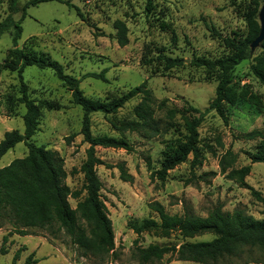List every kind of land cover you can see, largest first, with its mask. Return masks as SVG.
<instances>
[{"label":"rangeland","instance_id":"1","mask_svg":"<svg viewBox=\"0 0 264 264\" xmlns=\"http://www.w3.org/2000/svg\"><path fill=\"white\" fill-rule=\"evenodd\" d=\"M28 1L19 0L20 11L13 14L23 27L18 47L58 60L66 73L81 79L80 87L87 97L103 101L117 98L146 80L154 96L159 101L166 99L170 107L183 109L189 105L203 111L215 98L218 81L215 72L193 66L191 60L224 54L222 37L238 33L246 35L250 29V22L246 19L249 0H152L154 9L148 14L145 10L147 0H50L30 6L24 14L22 8ZM65 1L79 6L86 20H82ZM8 14V0H0V21ZM116 20H123L128 27L129 43L124 47L115 38ZM12 48V31H9L0 38V140L6 131L24 132L26 108L19 102L17 72L4 67ZM161 52L183 58L184 65L165 71L156 59ZM262 52L261 44L251 47V56L235 68L234 80L226 89L222 103L228 121L215 110L208 112L202 121L199 127L201 165L193 168L194 157L191 155L169 171L166 181L152 177V171L161 167L164 141L186 133L185 119L180 114L175 119L176 130L169 134L151 140L136 134L127 135L134 147L131 152L96 148L97 155L111 165L97 167L116 243L115 254L104 264H141L136 256L137 246L147 247L153 243L179 245L214 238L210 233L187 238L177 232L168 237L156 231L137 235L128 227V222L131 219H158L157 213L150 208L153 202L164 205L172 215L187 210L198 216H207L214 206L221 204L224 211L243 208L253 217L264 220V203L251 189L264 197V163H252L248 154L255 150L258 140L239 138L242 133L255 129L264 132V85L252 71L255 57ZM105 69L106 80L87 76ZM24 78L32 98L39 104L47 100L54 106L48 110L40 105L39 130L31 140L63 158L68 173L65 182L72 190L81 189L84 175L80 167L89 147L80 133L82 109L72 102L71 90L52 70L30 66L25 69ZM139 101L140 98L130 100L112 115L93 113L92 134L118 136L112 121L133 118ZM158 116L164 117L163 111L158 112ZM228 150L237 155L235 168L252 166L246 177L249 187H241L220 173V160ZM27 153L25 143H18L2 157L0 168ZM147 157L152 163L151 170L147 166ZM119 165H124L133 175L132 180L121 179ZM211 172L216 174L211 175ZM205 173L209 175L205 176ZM69 201L72 207H76V199L70 198ZM29 233L19 235L9 224L0 227V264H25L33 252L37 260L33 264H100L97 259L82 256L64 233L58 238L39 228H30ZM17 251L20 257L14 262ZM150 264L201 263L166 255L160 262ZM220 264H264V254L246 247Z\"/></svg>","mask_w":264,"mask_h":264},{"label":"trees","instance_id":"2","mask_svg":"<svg viewBox=\"0 0 264 264\" xmlns=\"http://www.w3.org/2000/svg\"><path fill=\"white\" fill-rule=\"evenodd\" d=\"M45 1L50 0H29L22 11L25 14L30 6ZM8 2L9 14L0 21V38L4 33L12 31L13 48L4 67L17 72L20 84L19 102L24 104L26 111L23 115L24 132L9 130L0 140V160L21 142L27 146L28 153L25 157L16 158L0 168V227L9 224L15 233L23 236L30 234V228L47 230L54 238L64 233L77 246L82 256L92 257L100 264H104L115 254L116 243L113 221L102 197L103 182L98 175L97 167L104 164L107 167L111 165L106 164L97 155L96 148L101 146L131 152L134 147L127 135L136 134L143 139L151 140L169 134L172 130H176L175 119L180 114L185 119L186 133L182 137L164 141L161 167L152 171V177L166 181L169 171L185 162L191 155L194 157L192 167L201 165L203 157L199 145V127L211 110H215L226 122L228 121L222 110L226 89L234 80L235 68L251 56V44L260 32L259 12L264 0L248 1L246 19L250 22L249 32L246 35L238 33L222 37L226 49L224 54L216 58L194 57L191 60L193 66L215 72L218 81L215 98L203 111L189 105L183 109L170 107L166 99L159 101L154 96L146 80L110 101L87 97L80 87L81 79L66 73L64 66L58 60L44 53L18 47L23 27L21 21L13 18V14L20 11L19 0H8ZM65 3L73 8L82 20H86L79 6L70 1ZM153 9L152 0H147L145 9L147 14ZM114 27L117 43L122 47L126 46L129 43L126 23L123 20H116ZM261 47L263 52L255 57L252 71L264 85V41ZM156 59L165 71L182 66L185 62L183 58L173 57L165 52L159 53ZM30 66L52 70L55 76L71 90L72 102L83 111L80 133L89 147L86 150V159L80 167V172L84 175L81 189L72 190L65 182L68 173L63 158L55 151L31 140L39 130L40 105H44L48 110H52L54 106L47 100H42L39 104L31 97L24 78L25 69ZM106 71L105 69L99 73H89L87 76L106 80ZM134 98H140V101L134 108L133 118L112 121L118 136L92 134L93 113L115 114ZM160 111H163L164 117L158 116ZM239 138L258 140L255 150L248 154L252 163H264V132L255 129L242 133ZM236 160L237 155L232 150H228L220 160V173L227 179L237 182L241 187H249L246 177L250 174L252 166L235 168L233 165ZM147 166L152 169L149 157H147ZM119 169L121 179L124 181L133 179V175L127 172L124 165H119ZM206 175L209 174L205 173ZM251 189L258 200L264 203V197L254 188ZM70 198L77 200L76 207L71 206ZM150 208L157 213L158 219H131L128 222V227L137 235L156 231L161 236L168 237L173 232H177L187 238L210 233L214 238L209 241L182 242L179 245L153 243L147 247L137 246L136 256L141 264L160 262L166 255L174 256L181 261L220 264L227 258L238 255L246 247L258 249L264 254V220L253 217L243 208H235L229 212L224 211L223 205L218 204L208 212L207 216H198L187 210L183 214L172 215L159 202L151 203ZM4 240H7V236ZM19 251L15 254L14 262L20 257ZM34 255L35 252L31 253L25 264L36 263Z\"/></svg>","mask_w":264,"mask_h":264},{"label":"water","instance_id":"3","mask_svg":"<svg viewBox=\"0 0 264 264\" xmlns=\"http://www.w3.org/2000/svg\"><path fill=\"white\" fill-rule=\"evenodd\" d=\"M259 20H260V32L258 37L252 42L251 47L255 48L259 46L264 41V4L262 5L259 12Z\"/></svg>","mask_w":264,"mask_h":264}]
</instances>
